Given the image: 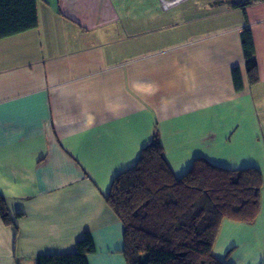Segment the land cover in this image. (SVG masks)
I'll return each instance as SVG.
<instances>
[{"label": "crops", "instance_id": "crops-1", "mask_svg": "<svg viewBox=\"0 0 264 264\" xmlns=\"http://www.w3.org/2000/svg\"><path fill=\"white\" fill-rule=\"evenodd\" d=\"M180 1L36 0L37 28L0 39V196L16 228L0 220V264L72 253L85 234L95 248L87 264H126L122 226L103 197L154 127L175 176L197 157L260 171L255 223L224 219L213 255L264 264V2L225 35L200 41L177 31ZM245 25L254 85L240 44Z\"/></svg>", "mask_w": 264, "mask_h": 264}, {"label": "trees", "instance_id": "trees-1", "mask_svg": "<svg viewBox=\"0 0 264 264\" xmlns=\"http://www.w3.org/2000/svg\"><path fill=\"white\" fill-rule=\"evenodd\" d=\"M259 2L264 0L253 1ZM250 4H232V8L244 11ZM37 26L36 0H0V39ZM240 44L247 81L254 85L259 77L248 25L241 31ZM231 77L235 92L243 90L239 68L231 70ZM262 188L257 168L227 169L200 157L193 159L183 175L175 176L154 127L150 143L132 166L113 178L103 198L122 226L126 264H225L213 255L221 222L253 225ZM0 220L16 229L2 196ZM94 253L91 237L85 234L74 252L39 255L35 264H87L86 255Z\"/></svg>", "mask_w": 264, "mask_h": 264}, {"label": "rangeland", "instance_id": "rangeland-1", "mask_svg": "<svg viewBox=\"0 0 264 264\" xmlns=\"http://www.w3.org/2000/svg\"><path fill=\"white\" fill-rule=\"evenodd\" d=\"M253 1L182 0L173 10L180 13V17L177 20L179 29L177 31H180L186 39L194 37L193 39H199L200 41L208 40L213 35H217L218 37L220 36V32L222 33L221 35H225L226 30L238 26L244 21L246 8L254 5ZM238 3L252 4L246 6L244 11L242 8H232V4ZM123 57H127V54L121 56V58Z\"/></svg>", "mask_w": 264, "mask_h": 264}]
</instances>
